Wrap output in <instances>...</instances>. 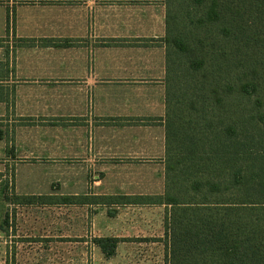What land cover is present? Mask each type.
Instances as JSON below:
<instances>
[{
	"label": "crops",
	"instance_id": "obj_1",
	"mask_svg": "<svg viewBox=\"0 0 264 264\" xmlns=\"http://www.w3.org/2000/svg\"><path fill=\"white\" fill-rule=\"evenodd\" d=\"M166 10L0 0V173L84 153L97 172L158 168L165 186Z\"/></svg>",
	"mask_w": 264,
	"mask_h": 264
},
{
	"label": "trees",
	"instance_id": "obj_2",
	"mask_svg": "<svg viewBox=\"0 0 264 264\" xmlns=\"http://www.w3.org/2000/svg\"><path fill=\"white\" fill-rule=\"evenodd\" d=\"M166 5L163 194L18 204L165 206L167 264H264V0Z\"/></svg>",
	"mask_w": 264,
	"mask_h": 264
},
{
	"label": "rangeland",
	"instance_id": "obj_3",
	"mask_svg": "<svg viewBox=\"0 0 264 264\" xmlns=\"http://www.w3.org/2000/svg\"><path fill=\"white\" fill-rule=\"evenodd\" d=\"M127 166L97 172L78 153L0 173V264H167L165 206L18 204L17 196L163 194L158 168Z\"/></svg>",
	"mask_w": 264,
	"mask_h": 264
}]
</instances>
